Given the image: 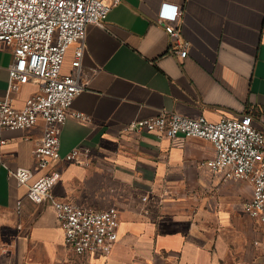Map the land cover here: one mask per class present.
Masks as SVG:
<instances>
[{"label": "crops", "instance_id": "crops-1", "mask_svg": "<svg viewBox=\"0 0 264 264\" xmlns=\"http://www.w3.org/2000/svg\"><path fill=\"white\" fill-rule=\"evenodd\" d=\"M165 4L182 13L185 58L159 19ZM73 59L74 47L65 73ZM13 62L11 48L0 44V101ZM81 71L84 90L72 109L86 119H67L59 158L47 169H38L33 154L42 121L0 129V264H264V224L243 209L251 184L206 169L211 142L126 131L167 111L212 122L249 113L264 133V0H121L103 26H88ZM36 90L13 92L14 105ZM75 148L86 155L67 161ZM21 168L33 172L31 181L59 171L58 199L117 206L110 255H77L66 246L53 206L31 202L27 185L12 175Z\"/></svg>", "mask_w": 264, "mask_h": 264}, {"label": "built area", "instance_id": "built-area-1", "mask_svg": "<svg viewBox=\"0 0 264 264\" xmlns=\"http://www.w3.org/2000/svg\"><path fill=\"white\" fill-rule=\"evenodd\" d=\"M121 0H0V44L11 48L14 62L9 68L7 94L0 101V129L25 130L44 123L36 141L34 157L39 170L59 158L60 133L69 117L86 119L72 109L84 90L82 59L87 28L103 26L110 11ZM171 7L172 11L167 8ZM178 6L165 4L159 19L180 58H185L189 42L179 43ZM74 47L71 69L65 73L68 51ZM24 85H35L22 107L13 103V92ZM126 131L153 133L175 139L182 135L213 144L215 155L204 166L223 180H246L253 196L244 204L246 214L264 224V133L253 123L251 114L223 117L212 122L205 117H187L163 111L158 116L131 123ZM3 143V142H2ZM86 149L75 148L69 162H80ZM20 185H27V197L35 204L50 203L64 235V243L77 255L109 256L118 242L120 211L117 206L96 210L61 200L53 188L61 174L57 170L32 180L34 174L19 169L12 174ZM146 200V198H143Z\"/></svg>", "mask_w": 264, "mask_h": 264}]
</instances>
